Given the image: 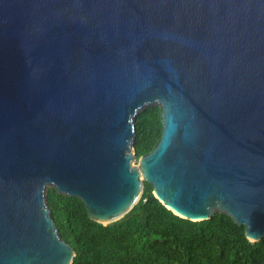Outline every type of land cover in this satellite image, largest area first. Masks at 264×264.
<instances>
[{
  "label": "water",
  "instance_id": "95a60500",
  "mask_svg": "<svg viewBox=\"0 0 264 264\" xmlns=\"http://www.w3.org/2000/svg\"><path fill=\"white\" fill-rule=\"evenodd\" d=\"M145 184L264 237V0H0V264H72L48 189L107 226Z\"/></svg>",
  "mask_w": 264,
  "mask_h": 264
},
{
  "label": "trees",
  "instance_id": "16d2710c",
  "mask_svg": "<svg viewBox=\"0 0 264 264\" xmlns=\"http://www.w3.org/2000/svg\"><path fill=\"white\" fill-rule=\"evenodd\" d=\"M134 125L138 159L160 138L159 108L141 112ZM47 206L61 239L75 252L72 264H264V237L249 242L243 227L222 214L202 222L181 219L153 197L148 184L133 209L107 226L89 220L78 198L51 188Z\"/></svg>",
  "mask_w": 264,
  "mask_h": 264
}]
</instances>
